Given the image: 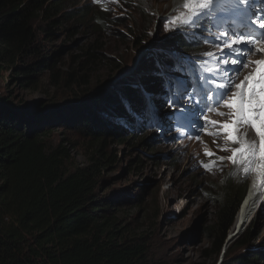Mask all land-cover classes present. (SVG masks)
<instances>
[{
	"label": "rangeland",
	"instance_id": "rangeland-1",
	"mask_svg": "<svg viewBox=\"0 0 264 264\" xmlns=\"http://www.w3.org/2000/svg\"><path fill=\"white\" fill-rule=\"evenodd\" d=\"M111 2L113 6L109 7L107 12L109 22L103 27H98L93 22H89L88 18L99 16L97 10L102 7L97 5L93 8L86 7L87 11L79 15L87 1L66 0V11L71 13L69 17L61 21L56 15L53 17V23L47 25L48 21L43 22L42 24L47 27L51 25L53 35L49 38L40 35L38 39L40 49L50 58L54 68L52 70L37 69L35 72H43L39 75L41 78L34 79L30 87H21L20 83L15 80L8 82L7 77L8 72L20 71L15 70V67L10 69L8 65H5L1 70L5 72L2 82L5 89V91L3 89L4 94L8 96L11 91L15 105H21L38 116L44 112V108H37L39 102L53 99L54 103H64L73 98L70 95L72 89L78 91L86 89L84 93L90 91L87 95L97 93L85 100L86 102L79 108L69 111H81L86 106L93 105L95 109L101 107L107 112L109 111V100L114 98L117 101L121 100L118 99L121 95L120 89L125 84L131 82L134 87H138L135 80L137 74L148 77V80L150 77L151 82L144 87H151L147 92L156 96L164 94L162 82L154 74L157 60L161 58L157 56V53L173 50L181 56H197L194 60L197 64H201L206 59L202 55L203 52L219 50L214 46V41H206L204 37L223 31L224 28H221L223 30H213L215 29L213 28L210 33H198V37L204 42L187 43L186 50L191 55L182 51L180 45L175 42L177 35L165 30V25L169 21L164 18L175 17L180 13L172 6L174 0H111ZM259 5L260 2L257 0L255 7L258 8ZM134 7L135 9H132ZM130 16L132 17L129 19ZM126 20L133 26L131 34L125 23H119ZM58 23L59 26H57ZM40 25L38 23L36 31L40 30ZM185 31L191 32L193 29L189 28ZM89 46L93 48L91 52L97 56L100 55L101 58L84 68L79 64L74 65L79 58L86 55L84 51ZM117 59H120V62ZM18 64L22 62L15 66ZM72 67L75 68L76 75L67 86L60 80L55 85L50 82L48 72H65ZM208 67L211 69L215 65L209 64ZM232 75L234 80L238 78V82L241 83L246 73L242 77H238L236 73ZM80 76H84L88 83L78 81ZM211 79L210 76L209 89L213 87ZM237 84H234V92L238 91L235 87ZM232 94L229 95L228 91L225 98L231 97ZM197 98L200 99L199 96L191 97L192 102ZM155 105L158 114L166 115L170 111L165 99L157 98ZM217 106L216 109L219 112L231 111L230 116L217 115L220 123L231 124L233 110L222 104ZM139 107L142 108L143 105ZM69 111H65L64 114ZM92 116L98 121L94 125L98 132L102 131L98 127L100 123L106 126L103 121L113 125V129L116 130L111 128L112 130H107V134L103 136L106 152L110 153L113 159L110 165L102 171V182L97 190L98 197L115 200L121 225L126 226L130 236L141 233L151 238L146 244L147 257L151 262L157 264H239L233 258L239 255L251 258L252 254L259 253L260 257H255L256 259L250 263L264 264V207L253 217L257 225L254 226L257 240L240 246L243 241L242 234L252 222L250 220L240 235L230 238L233 227L230 228L226 235L228 237L218 254L209 251L210 241L204 230L214 217L216 185L219 184L224 174L221 173L222 166L220 165L214 164L210 169L201 166V161L204 164H212L204 155V150L207 148L204 144L181 146L176 142H169L167 138L163 139L170 134L165 128L160 134L156 130L145 132L138 129L128 130L123 128L114 116L110 120H101L97 111ZM143 122L145 121H138L137 124ZM124 123L131 127L136 125ZM167 124H170L169 121ZM80 133L60 126L52 129L45 139L47 143L53 144L60 141L68 142L67 148L73 163L84 165L89 161L91 149L88 139H83ZM244 134H247L248 141H256L254 129L241 124L237 135L244 139ZM140 136L145 137L141 143L138 142ZM207 150L209 151L208 148ZM73 163L70 161L67 166ZM240 173H244V168L241 167ZM223 248L226 249L224 256H222Z\"/></svg>",
	"mask_w": 264,
	"mask_h": 264
},
{
	"label": "trees",
	"instance_id": "trees-1",
	"mask_svg": "<svg viewBox=\"0 0 264 264\" xmlns=\"http://www.w3.org/2000/svg\"><path fill=\"white\" fill-rule=\"evenodd\" d=\"M86 1L79 15L87 11L86 7H96ZM65 3L66 0H0V264H157L147 257L146 244L151 238L141 233L130 236L126 226L121 225L115 200L99 198L97 194L102 171L113 159L106 152L103 136L114 126L103 121L106 126L100 123L102 131L98 132L94 127L98 121L92 115L97 111L101 120H110L122 114L126 117L123 121L130 124L131 117L122 100L133 96L138 88L131 89L125 84L120 89L121 100H109L107 112L90 104L84 110L69 111L97 93L87 95L90 91L84 93L86 89H72L73 98L64 103H54L53 99L39 102L37 108H44V112L38 116L15 105L11 91L8 96L3 92L5 72L1 70L5 65L20 71L8 72L7 77L8 82L15 80L21 87H30L34 79L41 78L43 72H35L37 69L54 68L40 49L38 39L40 35L47 38L53 35L51 25L47 27L43 22L53 23L56 15L61 21L69 17L71 13L66 11ZM97 12L99 16L89 17L88 21L103 27L109 22V15L99 9ZM38 23L40 30L36 31ZM119 23H125L131 34L133 26L129 21ZM182 38L186 44V38ZM175 42L182 45L178 36ZM92 50L89 46L84 51L86 55L74 65L84 68L99 60L101 56ZM19 62L22 64L15 66ZM74 71L72 67L65 72H48V77L54 85L60 80L67 86L76 75ZM135 80L143 85L138 90L141 96V90L150 82L146 83V78L138 74ZM78 81L88 83L84 76ZM65 111L69 112L64 114ZM120 124L125 128L126 123ZM60 126L81 132L83 139H88L91 149L88 163L74 164L66 141L47 143L46 136ZM144 139L140 136L138 142ZM70 161L73 164L67 166ZM230 171L216 185L214 217L204 230L210 241L209 251L214 254L224 245L247 186V177L235 171L232 172L236 175L227 178ZM255 225L253 219L242 234L240 246L258 239ZM225 254L224 248L222 256ZM251 256L239 255L233 260L251 264L260 254Z\"/></svg>",
	"mask_w": 264,
	"mask_h": 264
},
{
	"label": "snow or ice",
	"instance_id": "snow-or-ice-1",
	"mask_svg": "<svg viewBox=\"0 0 264 264\" xmlns=\"http://www.w3.org/2000/svg\"><path fill=\"white\" fill-rule=\"evenodd\" d=\"M256 3L257 0H185L184 12L175 17L164 18L169 21L165 25V30L173 35H184L198 43V33L210 32L211 28H224L223 31L204 37L206 41H214V46L219 50L202 54L206 59L201 64H197L192 57L181 56L176 51H163L161 58L157 60L154 74L162 81L164 94L156 96L147 90H141L143 107L139 112L131 103L126 102V110L137 119L155 121L158 119L155 100L165 99L170 109L166 115L173 118L181 127L189 128L198 141L201 129L205 135L213 137V143L224 136L226 144L223 147L217 145L218 150L230 151L231 155L219 157V160H227L234 168L239 164L244 168L243 178H246L249 171H253L252 164L256 162L258 164L255 171L264 177V59H247L249 53H264V46L255 47L257 41L264 45V0H261L260 8L255 7ZM229 13L245 18V22L238 27L235 26ZM205 23L209 25L208 28H205ZM189 28L193 31L186 32L185 30ZM209 64L215 67L209 69ZM250 66L252 67L250 75L235 85L238 91L226 99L227 92L233 87L232 74H238L241 68ZM210 76L213 87L209 89ZM193 96L200 97L196 104H192ZM221 104L233 110L231 124L227 122L221 124L203 116L206 110L219 116L226 115L215 108V105ZM183 105L192 107L186 108ZM185 120L187 123H183ZM241 124L255 130L259 140L258 149L254 140L241 139L237 135ZM217 126L219 130H209V127ZM204 155L213 157L215 153L205 148ZM200 164L205 169H210L215 161L212 164H204L201 161ZM233 175L236 173L230 171L227 178H232ZM261 182L264 183V179Z\"/></svg>",
	"mask_w": 264,
	"mask_h": 264
},
{
	"label": "clouds",
	"instance_id": "clouds-1",
	"mask_svg": "<svg viewBox=\"0 0 264 264\" xmlns=\"http://www.w3.org/2000/svg\"><path fill=\"white\" fill-rule=\"evenodd\" d=\"M89 1L94 6L97 5L99 7H102V9H99V10L105 11V12H108L109 7H112L113 6L111 0H89ZM208 27H209V25L207 23H205V28H208ZM203 32L210 33L209 31H203ZM177 36H178V38L181 39V44L182 45L180 47H181L182 51L183 52H188L186 50V44L187 43H190L192 41L189 40V39H187L184 35H177ZM183 36L187 40V43L186 44L183 41V38H182ZM197 38L199 39V41L204 42L199 37H197ZM209 51L210 50H208L207 52H209ZM204 53H206V52H203L202 54H204ZM248 55H249V58H248L249 60H261L262 59V56H263V53L261 54V56H259V54H252V53H249ZM157 56H160L161 57V53H158ZM192 57H193V59L197 58V56H192ZM249 68H241V70L237 74V76L238 77H242L244 75V73H246V76L250 75V73L252 72V67H251V70L250 71H249ZM145 81H146V83L151 82V80H147V78H146ZM236 83L240 84L238 82V78L234 80L233 87H234V84H236ZM146 86H148V85H146ZM126 87H129L131 89L135 88L133 86V84H131V82H129L128 84H126ZM233 87L229 90V95H231L234 92L233 91ZM138 90H140V89H137V92H134V95L133 96L131 95L129 97H124L123 98V100H122L123 106H126V102L131 103V105L133 107H136V106H138V105H140V104L143 103V99L141 98L140 94L138 93ZM145 90H147V88H145ZM198 101H199V98H197L195 101H193L192 104H196ZM183 106L186 107V108H191L192 107V105H183ZM215 108H218V106L215 105ZM225 113H226V116H230L231 115V111H229V110H226ZM157 115H158V119L155 120V121H149V120H147V121H145L143 123H138L136 125H132V127L131 126H128V125H125V128H127L128 130L138 129V130H142V132H145V131H153V130L155 131L156 130V132L158 134H160L162 132L163 128H165V129L168 130V133H170V134L167 135V137H163V139H166L167 138V140L169 142H176L178 145H181V146H184V145L194 146V145H202V144H204L209 149V151L215 153V156H213V157L205 156L206 159H207V161L209 163H213L215 161V164L222 166L221 173L225 174L227 172V170L230 169L231 172L232 171H235V172L238 173L239 176L244 177V173L243 174L240 173L241 167L239 166V164L234 168L230 164V162H228L227 160H224V161H220L219 160V157H227V156H230L231 155V152L230 151L224 152V151H219L218 150L217 145H220L221 147H223L226 144V139H225L224 136H221L217 140L216 143H213V137L208 136V135H205L203 129H201V131H200V140L198 141L195 138V134L189 128H187V127H181L180 124H177L176 121L173 118H170L167 115L158 114V112H157ZM203 116H206L209 120H215V121H219L220 122V120L218 119V116H217V114L215 112H211V111H207L206 110L203 113ZM115 118L119 119V121L122 122V114L120 116H118V117H115ZM168 121L170 123L169 125L167 124ZM200 122L203 123L202 120ZM183 123H187V121L185 120V121H183ZM209 130L210 131H217V130H219V127L218 126L215 127V128L209 127ZM254 133H255V130H254ZM189 137H191V138H189ZM255 137H256V135H255ZM245 138H248L247 134H244V139ZM255 142L257 144V149H258L259 140H258L257 137H256V141ZM228 146L231 147V145H228ZM254 164L255 163L252 164V168H254ZM251 172L252 171H249L248 174H247V176H246L247 177L246 183H248L249 175H250ZM263 207H264V197L262 198V200H260L259 204L257 205V207H256L255 211L253 212V215L249 219V221L250 220H253V217L255 216V213L258 212L259 210H261ZM225 240H226V238H225Z\"/></svg>",
	"mask_w": 264,
	"mask_h": 264
},
{
	"label": "bare ground",
	"instance_id": "bare-ground-1",
	"mask_svg": "<svg viewBox=\"0 0 264 264\" xmlns=\"http://www.w3.org/2000/svg\"><path fill=\"white\" fill-rule=\"evenodd\" d=\"M260 2H261V0H260ZM184 3H185V0H174L172 6L174 9H178L180 11V13H182L185 11V9L183 7ZM260 7H261V5H260ZM262 59H263V57H262ZM142 86L143 85L138 83V87H135V89H137V88L140 89ZM143 89L145 90V88H143ZM150 89H151V87L147 88V90H150ZM244 90L246 93L247 92V84H245ZM141 105H143V103L140 104L139 106H141ZM140 110H141L140 107L136 109L137 112H139ZM126 112L129 116V118L131 117L130 118V122H131L130 124L131 125L137 124L138 121H142L140 119H137L134 115H132L128 111H126ZM123 117H125V116L122 115V118ZM143 120L146 121L147 119H143ZM124 122H127V121H124ZM257 164H258V162H256L254 164L253 171L250 173L251 175H249V180H248L244 195H243L241 202H240V204L237 208V211L235 213L234 221H233V224L231 226V227H233V229H232V234H231L230 238L235 237L237 235H240V233L245 229L247 223L249 222V219L252 217L253 212L255 211L257 205L259 204V202H260V200L264 194V192H263L264 191V183L261 182L262 179H264V177H261L259 172L255 171V169L257 168ZM262 189H263V191H262Z\"/></svg>",
	"mask_w": 264,
	"mask_h": 264
}]
</instances>
